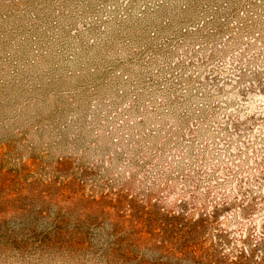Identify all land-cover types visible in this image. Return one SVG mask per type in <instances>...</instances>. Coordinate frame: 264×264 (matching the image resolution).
Masks as SVG:
<instances>
[{
	"label": "rangeland",
	"instance_id": "rangeland-1",
	"mask_svg": "<svg viewBox=\"0 0 264 264\" xmlns=\"http://www.w3.org/2000/svg\"><path fill=\"white\" fill-rule=\"evenodd\" d=\"M195 250L264 264V0H0V264Z\"/></svg>",
	"mask_w": 264,
	"mask_h": 264
},
{
	"label": "trees",
	"instance_id": "trees-1",
	"mask_svg": "<svg viewBox=\"0 0 264 264\" xmlns=\"http://www.w3.org/2000/svg\"><path fill=\"white\" fill-rule=\"evenodd\" d=\"M113 258L127 264H243L239 258H231L230 260L224 261L213 255L197 252L196 250L191 254L183 251L177 254L123 253L113 255Z\"/></svg>",
	"mask_w": 264,
	"mask_h": 264
}]
</instances>
